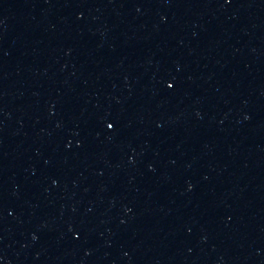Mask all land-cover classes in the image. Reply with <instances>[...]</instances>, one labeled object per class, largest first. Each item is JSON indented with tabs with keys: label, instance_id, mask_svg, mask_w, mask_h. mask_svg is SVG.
<instances>
[{
	"label": "water",
	"instance_id": "obj_1",
	"mask_svg": "<svg viewBox=\"0 0 264 264\" xmlns=\"http://www.w3.org/2000/svg\"><path fill=\"white\" fill-rule=\"evenodd\" d=\"M0 264H264V0H0Z\"/></svg>",
	"mask_w": 264,
	"mask_h": 264
}]
</instances>
